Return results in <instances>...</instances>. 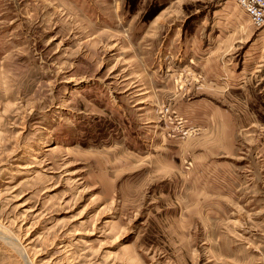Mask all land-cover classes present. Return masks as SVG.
Instances as JSON below:
<instances>
[{
    "label": "rangeland",
    "instance_id": "1",
    "mask_svg": "<svg viewBox=\"0 0 264 264\" xmlns=\"http://www.w3.org/2000/svg\"><path fill=\"white\" fill-rule=\"evenodd\" d=\"M231 4L0 0V264H264V26Z\"/></svg>",
    "mask_w": 264,
    "mask_h": 264
},
{
    "label": "crops",
    "instance_id": "2",
    "mask_svg": "<svg viewBox=\"0 0 264 264\" xmlns=\"http://www.w3.org/2000/svg\"><path fill=\"white\" fill-rule=\"evenodd\" d=\"M231 3L233 4V6H235V4H234V2H233V0H231ZM231 4V5H232ZM235 7H237V9H239L238 8V6H235ZM234 9V8H233ZM231 12V11H230ZM237 13H239L241 16H237L236 18H234V19H232V24H233V26L235 27V30L234 31H238V32H240L239 34H238V39H243L244 37H247V36H249L250 34H251V32H252V28L251 27H249L247 24H249L250 25V22H249V20H248V18H247V16H246V14L244 13V11L242 12L241 11V9H239V11H237L235 14H237ZM246 16V17H245ZM247 18V19H246ZM248 22V23H247ZM262 30H264V28H262ZM229 34H231V33H227V35L226 34H224V35H222V36H219L218 34L217 35H215L214 36V39L211 41V44H208L207 46V48L205 49V50H207V52H206V54H207V56H203L204 57V59H205V61H207L209 58V61H211V57L213 56V58L218 54H214V55H210L211 53H212V49H216L218 46H219V48H220V46L221 45H223L224 43L222 42V40L223 39H226L228 36H230ZM244 35V36H243ZM235 41V40H234ZM232 42L231 44H230V46H232L235 42ZM215 47V48H214ZM199 50L202 52V50L199 48ZM199 51V52H200ZM209 57V58H208ZM222 64H223V61H222V63L221 62H218L217 60L215 61V65H214V70L212 71V72H210L209 74L212 76H214L213 78L211 77L209 80H208V77H209V75H206V74H204L205 76H207V81L205 82V84L207 83V88H209V90L212 92V95L213 94H215V95H217V93L216 92H213L212 90H211V87H212V84L213 85H216V87H221V88H223V86H226V85H229V83H231V82H233V81H237L238 79L239 80H241L242 79V77L240 76V77H238V75H236V74H230V72L231 71H233V69L232 68H227L226 70L224 69V68H222ZM218 74L219 75H221L222 77H218ZM206 78V77H205ZM221 80H223V81H225V82H222ZM220 81L222 82V84L220 83ZM212 83V84H211ZM220 83V84H219ZM219 84V85H218ZM217 115H220V114H218L217 113ZM226 114H224V116H225ZM232 117V116H231ZM242 117V116H241ZM240 117V119H242V118H244V117H242L241 118ZM226 119V118H225ZM230 119V116L228 115V120ZM239 119V120H240ZM214 121H216V117H214V119H213V122ZM218 121V120H217ZM224 124H221V132L220 133H216L218 136L216 137V140H218L217 142H220L218 145H220V147L219 148H222V149H224V150H226V151H230L229 149H230V140H229V135H230V132L228 131V132H225L224 130H223V128H224ZM225 133V134H224Z\"/></svg>",
    "mask_w": 264,
    "mask_h": 264
},
{
    "label": "built area",
    "instance_id": "3",
    "mask_svg": "<svg viewBox=\"0 0 264 264\" xmlns=\"http://www.w3.org/2000/svg\"><path fill=\"white\" fill-rule=\"evenodd\" d=\"M248 16L252 25L264 26V0H233Z\"/></svg>",
    "mask_w": 264,
    "mask_h": 264
},
{
    "label": "bare ground",
    "instance_id": "4",
    "mask_svg": "<svg viewBox=\"0 0 264 264\" xmlns=\"http://www.w3.org/2000/svg\"><path fill=\"white\" fill-rule=\"evenodd\" d=\"M1 236H3V235H1ZM3 240V239H2ZM4 241H7V240H4ZM10 245V246H13L11 243H7V245ZM16 247H12L13 249H16L18 252L20 251V253L22 254L21 256L22 257H25L26 256V253H25V251L24 250H22L23 248H21L20 247V249L18 248V246L17 245H15ZM25 259H27V258H25Z\"/></svg>",
    "mask_w": 264,
    "mask_h": 264
}]
</instances>
